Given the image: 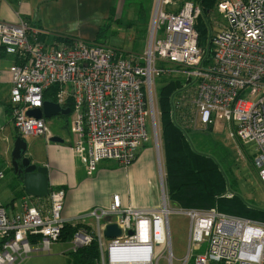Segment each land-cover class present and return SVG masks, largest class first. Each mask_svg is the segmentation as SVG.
Listing matches in <instances>:
<instances>
[{
    "label": "built area",
    "instance_id": "2783aa9c",
    "mask_svg": "<svg viewBox=\"0 0 264 264\" xmlns=\"http://www.w3.org/2000/svg\"><path fill=\"white\" fill-rule=\"evenodd\" d=\"M152 1L145 49L139 55L95 42L45 45L39 31L30 34L24 21H0V43L21 60L10 67L17 134L47 135L45 119L26 111L41 107L44 92L55 85L51 101L70 108L73 146L85 154L88 170L104 159L127 166L148 141L147 116L157 133L155 78L173 74L182 84L169 96L170 117L188 129L228 123L229 136L252 147L251 161L264 183V0H219L214 12L223 22L214 19L217 27L206 50L199 46L195 27L202 13L199 4ZM4 173L0 168V180ZM64 197L62 188L50 187L36 202L23 198L16 211L0 202V264H20L34 253L51 252L68 223L62 216ZM171 212L163 184L158 208L123 206L120 195L113 194L108 206L79 216L90 215L94 223L77 229L67 250L75 252L95 240L97 264H159L163 257L172 264ZM179 212L189 218L188 250L181 264H264V220L215 207ZM106 217L120 229L119 235H104ZM204 242L205 251H195Z\"/></svg>",
    "mask_w": 264,
    "mask_h": 264
},
{
    "label": "crops",
    "instance_id": "0c3cea01",
    "mask_svg": "<svg viewBox=\"0 0 264 264\" xmlns=\"http://www.w3.org/2000/svg\"><path fill=\"white\" fill-rule=\"evenodd\" d=\"M117 1L0 0V20L18 22V20L22 19L28 25L30 34H34V31L37 30L39 33L42 32L41 30L45 31V35H43V32L42 34L37 33L38 39L45 45L71 41L89 43L94 39L91 28L95 21L92 24V16L96 13V19L102 18V16L108 17L110 15L108 12H110L112 5ZM215 22L221 23L216 19ZM86 27H89L90 30L87 31ZM15 63H21V60L14 54L7 52L0 43V168L5 172L10 167L11 158L9 160V156L13 142L18 135L12 122V102L10 97L12 86L10 67ZM70 102L71 97H68L67 103L70 104ZM50 118L55 120L53 123H49L53 119L46 121L49 118H45L49 136L27 135L23 136V138L26 141L27 148L29 147L32 150L29 153L31 161L36 164L46 165L48 168L49 188H62L64 190L62 216L68 220V223L71 224V220L78 214L89 212L98 206H108L111 203L113 194L120 195L123 206L158 208L161 205L162 184L167 194L164 161L159 167L155 149L153 146L148 145V141L137 150L136 158L131 164L124 166L115 160L104 159L98 163L95 170L90 171L87 168L85 154H79L73 146V134L70 130V112L67 115L59 114ZM224 123L230 128L228 123ZM213 126L208 128L198 126L197 128H201L199 130H207L212 129ZM158 128L161 129L160 117ZM185 129H187L195 146V141L198 142L199 139L197 138V141L191 137L193 129ZM50 136H57L63 141H51L49 139ZM37 137H42V141L45 143V161L37 155L35 145ZM29 139H31V143L27 142ZM162 153L164 160L163 145ZM114 165L118 168L111 170ZM160 168L161 170H159ZM160 171L163 174L162 179L159 177ZM5 178L4 176L0 180V202L4 206L5 204L10 205L9 209L5 206L9 212L16 211L20 207V202L23 198H26L28 203L37 201V197L25 193L23 186L21 191H11L12 197L9 198L10 194L7 195L6 190L11 186L15 178L12 181ZM227 192L237 193L230 184L227 185L224 195ZM16 196L19 198L18 204V199L15 200ZM168 201L169 204L172 202L169 198ZM90 220L94 223L93 217L88 215L85 217L84 223L93 225ZM69 241L61 238L52 245L50 253H34L25 258L20 264H72L70 251L67 250L70 245L66 248L63 247V244L65 242L69 243ZM195 251H200V248ZM189 264L193 263L190 262Z\"/></svg>",
    "mask_w": 264,
    "mask_h": 264
},
{
    "label": "rangeland",
    "instance_id": "374dc122",
    "mask_svg": "<svg viewBox=\"0 0 264 264\" xmlns=\"http://www.w3.org/2000/svg\"><path fill=\"white\" fill-rule=\"evenodd\" d=\"M181 1H192V0H181ZM152 2H153L152 0H118L116 3L112 5L110 12H108L110 14L108 15V17L102 16V18L96 19L95 18L96 13H95L91 18L92 24L93 21H95V24H93V27L91 28V33L94 36L93 37L94 39L92 38L93 39L92 42L96 40L97 42H100L105 46H110L125 55L142 54L143 50L145 49L146 36L152 15ZM211 13L212 14L211 16L209 15V18L211 17L212 20L216 19L219 22H223V19L219 14L215 13L214 11ZM0 21L10 22L9 20H0ZM20 21L23 20L22 19L18 20V22ZM18 22H12V23H18ZM85 29L87 31L90 30L89 27H86ZM97 29L98 30L101 29L100 34L96 33L98 32ZM41 31L43 32V35H45V31L43 30ZM199 46L205 50L208 49L207 37L201 38L199 40ZM171 79H175V75L173 74L166 76L162 75L156 77L155 87L158 88L161 85H164L165 83L170 81ZM53 118H49L46 121ZM54 120L55 119L51 120L49 123H53ZM199 129L201 128H193L192 130L193 135L191 137L196 139L197 141L199 139L198 142L195 141V147L202 152L212 155L218 161L221 168L224 170L231 187L236 190V192L241 196V198L247 204L253 205L259 209L264 210V183L261 182V180L259 179L256 168L254 167L250 159L253 151L252 147L243 145L237 140L232 139L229 136L230 128H228V126L223 121L216 122L215 126H213L212 129H207V130H199ZM146 130L148 134V145L154 147L156 152V157L160 166V164L163 163L164 161L162 156L163 155L162 153L163 141L161 135L162 131L161 129L158 128L156 136L153 134V128H152L150 116H147L146 119ZM43 136L47 137L49 136V134ZM27 142L31 143V139L27 140ZM35 145H36L38 157L40 159H44L45 161L46 149L44 148L45 143L44 141H42V137H37V140L35 141ZM31 151L32 150H30L28 147L26 152L23 154V156L25 155L30 159L29 153ZM9 160H10V156H9ZM117 168L118 167L114 165L111 167V170H115ZM4 175L6 177L5 179L7 180L12 181L13 178H15L14 182H12L11 186L8 187V189L6 190L7 195L10 194L9 198H11L12 197L11 191L14 192L16 190H20V191L22 190V186H23L22 180L20 179V175H17V173H15L11 164L10 167L7 169V171L4 173ZM159 177L160 179L163 178V174H161V171ZM161 193H162V188H161ZM16 199H18L17 201L18 204L19 198L17 196L15 197V200ZM5 206L8 209L10 207L9 204H5ZM169 207L172 209V212L168 216L170 241H171V247L174 257L172 260V264H181L188 250L189 219L182 212H179L181 208L175 202H170ZM84 214H86V212L78 214L75 218L71 220L72 221L71 226L75 227V231L80 227L90 228L92 226L82 222L85 220V218L82 217L79 218V216ZM90 222L93 223L92 220H90ZM68 230L71 234L73 228L68 227ZM108 241L109 240H107V242ZM69 245L70 243L65 242V244H63V247L66 248ZM205 248H206V243L204 242L200 245L199 252H204ZM194 252L195 251H193V254ZM163 254L167 255V252H163ZM159 264H169V263L166 260V258L163 257L160 259Z\"/></svg>",
    "mask_w": 264,
    "mask_h": 264
},
{
    "label": "trees",
    "instance_id": "16d2710c",
    "mask_svg": "<svg viewBox=\"0 0 264 264\" xmlns=\"http://www.w3.org/2000/svg\"><path fill=\"white\" fill-rule=\"evenodd\" d=\"M199 4L202 13L198 16L195 27L198 32V43L201 38L208 40L214 30V19L211 12L219 0H192ZM98 30V34H100ZM95 43H100L95 41ZM101 44V43H100ZM182 84L180 79H171L156 88L160 111L161 135L163 141L165 183L168 198L182 208H210L250 219L264 220V210L247 204L239 194L231 197L224 195L229 184L228 178L218 161L210 154L198 150L187 129L180 127L169 115V96ZM175 88V89H174ZM58 88L53 85L44 92V98L53 100ZM68 227L73 228L70 234ZM61 238L70 240L75 227L66 223ZM99 252L96 241L78 248L71 253L72 264H96Z\"/></svg>",
    "mask_w": 264,
    "mask_h": 264
},
{
    "label": "water",
    "instance_id": "95a60500",
    "mask_svg": "<svg viewBox=\"0 0 264 264\" xmlns=\"http://www.w3.org/2000/svg\"><path fill=\"white\" fill-rule=\"evenodd\" d=\"M69 111V107L62 108L57 102L46 99L43 100L41 107L29 108L27 109L26 114L31 117L45 119L59 114L67 115ZM49 139L56 142L63 141L57 136H50ZM26 150V141L24 138L17 135L13 142L10 154V164L15 173L20 175L26 194L35 197L46 196L49 192L48 168L45 165L32 163L27 156H23ZM110 220V217L105 218L107 224L103 230L104 235L108 238L117 236L120 233V229L117 225L115 223H111Z\"/></svg>",
    "mask_w": 264,
    "mask_h": 264
},
{
    "label": "flooded vegetation",
    "instance_id": "af4514ba",
    "mask_svg": "<svg viewBox=\"0 0 264 264\" xmlns=\"http://www.w3.org/2000/svg\"><path fill=\"white\" fill-rule=\"evenodd\" d=\"M25 156V155H24ZM23 157V156H22ZM19 162H20V160H19Z\"/></svg>",
    "mask_w": 264,
    "mask_h": 264
}]
</instances>
